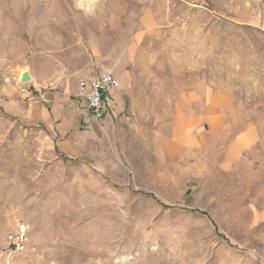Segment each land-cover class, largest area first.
I'll return each instance as SVG.
<instances>
[{
    "label": "rangeland",
    "instance_id": "obj_1",
    "mask_svg": "<svg viewBox=\"0 0 264 264\" xmlns=\"http://www.w3.org/2000/svg\"><path fill=\"white\" fill-rule=\"evenodd\" d=\"M86 70L134 107L77 157L4 109ZM0 264H264V0H0Z\"/></svg>",
    "mask_w": 264,
    "mask_h": 264
},
{
    "label": "crops",
    "instance_id": "obj_2",
    "mask_svg": "<svg viewBox=\"0 0 264 264\" xmlns=\"http://www.w3.org/2000/svg\"><path fill=\"white\" fill-rule=\"evenodd\" d=\"M120 81L123 84L121 77ZM128 91L126 86L120 88L119 82V87L107 97L108 110L101 122L93 120L87 114L78 85L70 92H65L62 88L56 92H37L32 89L18 94L16 99L7 100L4 109L26 125L42 126L56 142L57 149L69 153L70 157H77L80 151L90 150L91 140L95 137L100 138L101 135L103 140L115 122L123 124L130 120L127 114L132 112L134 103L133 95ZM121 129L124 132L125 128Z\"/></svg>",
    "mask_w": 264,
    "mask_h": 264
},
{
    "label": "built area",
    "instance_id": "obj_3",
    "mask_svg": "<svg viewBox=\"0 0 264 264\" xmlns=\"http://www.w3.org/2000/svg\"><path fill=\"white\" fill-rule=\"evenodd\" d=\"M119 87V81L110 73L86 70L78 82L79 95L86 104L89 117L97 122L107 114V97ZM26 230L21 227L17 233L9 236V246L14 252H23L26 248Z\"/></svg>",
    "mask_w": 264,
    "mask_h": 264
},
{
    "label": "water",
    "instance_id": "obj_4",
    "mask_svg": "<svg viewBox=\"0 0 264 264\" xmlns=\"http://www.w3.org/2000/svg\"><path fill=\"white\" fill-rule=\"evenodd\" d=\"M32 81V78L31 76L29 75V73H24L22 75V78H21V82L24 84V83H28V82H31Z\"/></svg>",
    "mask_w": 264,
    "mask_h": 264
}]
</instances>
